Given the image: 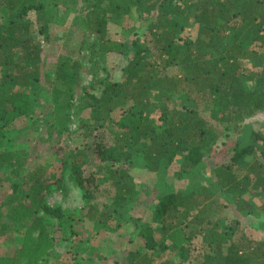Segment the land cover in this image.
Segmentation results:
<instances>
[{"label":"trees","instance_id":"obj_1","mask_svg":"<svg viewBox=\"0 0 264 264\" xmlns=\"http://www.w3.org/2000/svg\"><path fill=\"white\" fill-rule=\"evenodd\" d=\"M130 1L137 25L123 41L110 40L107 24L112 19L106 8L94 1L83 5L81 25L95 37L101 57L120 54L122 61L117 76L105 68L103 77L93 72L74 105L81 122L90 121L111 135L109 143L94 145L96 174L85 175L77 163L70 166L86 202L84 217L97 229L116 233L111 220L133 217L129 211L135 210V199L150 209L145 223L139 211L130 221L145 252L127 245L124 253L109 258L114 264H264V239L247 235L237 219L223 214L211 218L232 201L240 213L264 216V132L250 122L264 114V0ZM56 2L0 0V170L13 179L10 199L21 200L15 192L26 185L23 197L31 196L26 207L33 221L42 220L41 213L50 219H61L63 213L42 199L49 183L41 181V168L24 174V157L5 144L18 119L33 112L27 106L34 99L24 95L30 87L36 94L51 89L57 127L69 120L65 111L75 94L78 64L59 56L55 70L45 74L46 84H37L44 76L41 41L50 40L46 7ZM222 154L228 162L211 160ZM135 156L147 168L180 158L175 181L210 170L218 191L207 192L205 186L174 190L166 183L145 205L129 181L130 164L124 163L132 164ZM100 188L107 203L97 198ZM8 228L2 225L4 231ZM49 234L40 232L36 241L46 243ZM24 250L26 243L0 264H20ZM166 251L178 257H164Z\"/></svg>","mask_w":264,"mask_h":264},{"label":"rangeland","instance_id":"obj_2","mask_svg":"<svg viewBox=\"0 0 264 264\" xmlns=\"http://www.w3.org/2000/svg\"><path fill=\"white\" fill-rule=\"evenodd\" d=\"M92 1L95 4H100V7L106 8L110 18L114 19L113 22L111 20L107 24L110 40L129 39L128 32L137 25L134 21L136 12L132 8L130 0H57L55 6L46 7L45 23L49 28L50 40L44 42L40 38L42 43L41 58L44 63L42 74L44 73V76L37 84L39 86H43V82L46 84L45 74L55 70V63L59 56H69L78 64L76 71L79 78L74 83L75 94L71 97L72 103L65 111L69 120L64 125L59 123L61 127H57L58 114L52 101L51 89L36 94L30 87L24 95L27 99H34V102L28 100L29 107L27 106V108L33 109V112L30 113L27 110L28 114L18 119L13 125L12 139L5 146L19 151L22 158L24 157V174L28 171L35 172L41 168V171L38 172L41 181L47 180L49 183L42 199L51 207H59L63 218L50 219L41 213L42 220L29 219L31 211L27 209L26 205L31 196L27 199L23 197L28 192L25 188L26 185L22 183L15 192L17 198L22 197L21 200L10 199L14 193L10 187L13 179L9 176V178L2 176V170H0V260L11 259L15 251L22 249L23 243L27 244V250H24L20 257V264H114L109 258L112 255L124 253L123 250L127 245L134 250L145 252L142 241L136 236V233L132 234L134 226L130 224V221L139 211L144 213L141 224L145 223L150 219V209L144 208L135 199L133 201L135 210L129 211V216L133 217L125 219L122 215H115V218L111 220L114 230L117 229L118 232L97 229L98 227L94 226L90 219L84 217L87 212L86 202L81 188L78 187L73 177V168L70 167L73 163H77L85 175L96 174L99 163L97 155L94 153V145L100 142L109 143L111 135L104 129L96 128L95 124L91 125L90 121L81 122L79 117L74 115L76 113L74 105L79 101L82 86L86 87L91 82L94 76L93 72L97 77H103L105 68L109 74L117 76L118 70L116 69L122 63L120 54L101 57L97 49L98 45L95 44V37L81 25L85 15L83 5ZM83 43L88 46L86 50ZM97 64H99V68L90 71ZM125 107L127 108V106ZM84 113L86 115L82 114V116L85 118L88 116V111L86 110ZM262 117L264 114L259 116V121H250L253 128L260 132H264ZM13 134L15 135L12 136ZM216 148L214 147V149ZM133 159L132 164L126 159L125 167L127 163L130 164L129 181L133 179V184H136L135 189L142 193L140 200L145 205H150L153 202L159 187L166 183L173 184L171 187L174 190L184 191L190 187L205 186L207 192L213 189L215 193L218 191V185L215 184V178L210 170L195 177L187 174L179 181L173 180V174L181 168L180 158L168 165L160 162L159 165L152 168H147L140 156H135ZM216 159L228 162L229 156L226 154L215 155L211 160L216 163ZM242 175L243 171L240 170L238 176ZM102 188L99 189L97 198L100 202L104 200L103 202L107 203V195ZM215 193L211 198L203 200L201 208L212 202ZM198 194H201V191ZM203 195L200 200L204 198ZM222 202L224 201L222 200ZM222 214L228 219H237L240 226L245 227L244 231L247 235L264 239V216L258 212L240 213L232 201L222 210V213H212L211 218L224 217ZM32 221L36 224L31 225ZM3 224L9 226L5 231L2 229ZM71 226H73L72 229ZM40 232L50 233L46 243L44 239L36 241ZM129 238L131 244L128 243ZM157 239H160L159 235ZM35 250L40 252H35ZM165 255L170 259L178 257L173 251H166L163 256L166 257Z\"/></svg>","mask_w":264,"mask_h":264}]
</instances>
